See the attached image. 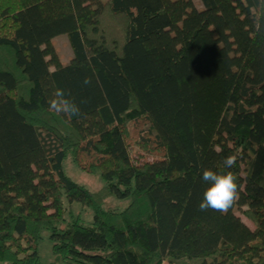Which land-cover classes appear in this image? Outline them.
<instances>
[{"label":"trees","instance_id":"16d2710c","mask_svg":"<svg viewBox=\"0 0 264 264\" xmlns=\"http://www.w3.org/2000/svg\"><path fill=\"white\" fill-rule=\"evenodd\" d=\"M262 3L0 0V264L43 235L62 264H264ZM204 169L236 176L226 212L199 209Z\"/></svg>","mask_w":264,"mask_h":264},{"label":"clouds","instance_id":"9594fccd","mask_svg":"<svg viewBox=\"0 0 264 264\" xmlns=\"http://www.w3.org/2000/svg\"><path fill=\"white\" fill-rule=\"evenodd\" d=\"M264 24V3L260 5V10L257 12L255 20L256 30L259 32ZM84 85H90L91 79L85 77ZM85 101H81L84 103ZM48 109L58 115L66 117L80 116L81 110L79 105L66 95L63 89L57 88L52 96L47 101ZM237 157L228 155L222 161V166L225 169H231L236 165ZM208 186L203 192V199L198 207L201 211L209 209L213 211L226 212L235 202L239 195L237 178L231 171L217 173L211 169H204L201 176Z\"/></svg>","mask_w":264,"mask_h":264},{"label":"rangeland","instance_id":"374dc122","mask_svg":"<svg viewBox=\"0 0 264 264\" xmlns=\"http://www.w3.org/2000/svg\"><path fill=\"white\" fill-rule=\"evenodd\" d=\"M58 51L61 54H65V51L63 53L64 50V45L61 42H58V44H56ZM260 102H262L264 104V89H262L260 91ZM64 172L66 174L67 177H69V179L76 183L77 185L83 187L84 189H86L87 191L91 192V193H96L99 190H101L102 188H104V183L102 182V180L97 177V176H86L83 173L77 171L73 166H71L69 163H65L64 166ZM113 202V201H110ZM116 203V202H113ZM113 203H109L108 207H104L105 209H109V207L112 205L114 206L115 204ZM118 206L120 207V210H124L127 206V202H122V203H118ZM242 222L249 228H252L251 224H249L248 222H246L245 220H242ZM38 256L40 259V264H62L58 258L53 257L51 255V245L49 243V241L47 240L46 235L42 236V241L41 244L38 248Z\"/></svg>","mask_w":264,"mask_h":264}]
</instances>
